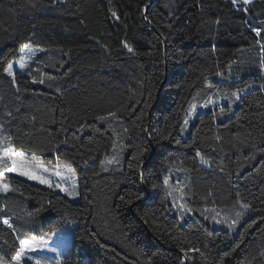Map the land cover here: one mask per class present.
<instances>
[{
    "label": "trees",
    "instance_id": "obj_1",
    "mask_svg": "<svg viewBox=\"0 0 264 264\" xmlns=\"http://www.w3.org/2000/svg\"><path fill=\"white\" fill-rule=\"evenodd\" d=\"M25 44L47 51L13 82L3 69ZM262 45L264 0H0V137L71 164L80 197L6 173L0 217L17 231L0 219V259L35 264L14 259L19 239L76 223L63 264L81 250L104 264H264ZM210 87L251 88L223 113H198L183 137L188 106ZM171 189L188 209L253 213L232 235L194 213L181 220Z\"/></svg>",
    "mask_w": 264,
    "mask_h": 264
},
{
    "label": "snow or ice",
    "instance_id": "obj_2",
    "mask_svg": "<svg viewBox=\"0 0 264 264\" xmlns=\"http://www.w3.org/2000/svg\"><path fill=\"white\" fill-rule=\"evenodd\" d=\"M232 3L235 5L238 3V0H232ZM244 5H251L252 0H243ZM144 11H147V6H145ZM244 11H248V8L245 7ZM112 16L119 20V16L115 11H113ZM147 18V17H146ZM252 31L256 33L257 36L261 35V29L259 28H253ZM124 47L129 51L132 52L133 49L127 44V42H124ZM264 48V45L261 46ZM28 48V45L25 44L21 48V53L25 51V49ZM31 59V56L28 57V59H25L24 55H20L18 60L15 61H9L7 63V66L4 67L3 71L6 73L9 77L13 78V82H15V75H14V63L19 66V69H26L28 67V60ZM262 67H264V64H262ZM219 75V73H217ZM49 79H55L54 77H49ZM35 82V81H34ZM39 83H44L43 80H40ZM219 91V90H218ZM243 91V89H236L231 91L230 97H235L236 99H239V93ZM199 95V93L197 94ZM225 97H229V93L225 91L223 93ZM195 99V97H193ZM212 102V101H210ZM207 106V105H205ZM192 112L195 111L196 105L192 104L191 106ZM224 108H220V112H224ZM109 116H115V113H109ZM98 119L104 120L106 117H97ZM184 124H188V120L185 119ZM198 156H200V152L197 151L196 153ZM115 158H109L105 157V161L108 164L113 163V160ZM102 162V163H104ZM203 163H208L207 160H203ZM85 164H87V161H85ZM6 173H17L20 176L27 177L29 180H36L40 184H45L49 188H55L59 189V191L64 192L67 196L75 198L79 195L78 191L76 190L77 184H76V170L72 167L71 164L68 163H61L57 162V164L54 167H47L44 165V163L40 160H37L34 156L29 157L24 151L17 150L15 145L12 143L11 137H0V192L8 193L9 191H12L13 189L10 187V185L6 182H4L5 174ZM61 178L64 183L61 182H53L52 179L49 178V175ZM68 180H71V187L65 186L66 182ZM168 183V180L165 179V184ZM177 191H180V189H177ZM243 208L247 209L249 205L243 204ZM180 208L184 209L185 211H191V209H188L187 206L183 203L180 204ZM237 216H240V213H237ZM2 222L4 225H6L9 229H11L13 232H16L17 229L13 227V224L9 222V219L2 218ZM237 221H233V224L230 226H235ZM47 242L41 239L39 242L35 240V237H33L31 240L28 239H19V250L16 252L14 259L19 261L22 258V255L25 251H48L56 254V260L55 264H63V261L61 259L62 253L59 250V246L57 247H48V248H42L40 245H44ZM191 250V249H190ZM195 251H199V249H195ZM29 259H34L33 257H29ZM45 261V264H50L49 258H43ZM0 264H6L4 259H0ZM35 264H42L41 259H35Z\"/></svg>",
    "mask_w": 264,
    "mask_h": 264
},
{
    "label": "rangeland",
    "instance_id": "obj_3",
    "mask_svg": "<svg viewBox=\"0 0 264 264\" xmlns=\"http://www.w3.org/2000/svg\"><path fill=\"white\" fill-rule=\"evenodd\" d=\"M44 51H47V49L36 48V47L28 45V48L25 49V51L21 55H24L25 59H28V57L31 56V59L28 60V66H29V64H31L33 62V60L35 59L36 55L38 53H41ZM16 60H18V59H16ZM13 61H15V60H13ZM13 70L14 71H17V70L23 71L24 69H19V66L14 63V69ZM250 88L251 87L242 88L243 91H241L239 93V97L244 95ZM225 91H227L229 93V97H225L223 95V93ZM230 93H231V91H228V90L214 89L213 87H210V88H208V90L206 92L197 95L195 97V99L192 100V102L190 103V105L187 108L188 124L187 125L184 124V126L182 127L181 135L183 137H186L188 135L189 126L198 113L203 112V111H207V110L219 109L223 106H226L228 104L229 100L232 102L233 98H235V97H230ZM210 101H212V102H210ZM192 104L196 105V109L194 112H192L191 107H190ZM205 105H207V106H205ZM219 118H220V116L218 115L217 119H219ZM114 151L116 154L119 151V146H116ZM56 164H52V165L44 164V165L51 168V167H54ZM10 174L20 176L17 173H10ZM46 175H49V178L52 179L53 182L64 183V181H62L61 178H59V177L52 176L50 173L46 174ZM20 177H22L28 181H31L33 183L39 184V185H45V184H40L36 180H29V179H27V177H23V176H20ZM75 179H76V184H77L76 190L79 193V179H78L77 173H76ZM181 182H183L185 185V177H181L178 180V183H181ZM65 186L70 188L71 187V180H68L66 182ZM176 194L177 193H176L175 189H171L168 192V195H169L171 201L174 203L175 212L181 220H183V217L186 214H193L194 213V214H197L198 216H200L204 221L209 223L214 228L223 229L225 231H228L232 235H235V232H236L238 226L240 225V223L242 222V220L245 219L246 217H248V215L250 213H253V211L249 207L247 209H245V208L240 209V208H238V206L236 204H233L230 206H224L221 208L213 206V207H204L202 209H195V210L191 209V211L188 212V211H185L184 209L180 208L181 203L185 204L183 199L179 200L178 205L175 204L177 196L181 195V193H178L177 196H176ZM69 198L72 199L73 201H79V199H80L79 195L75 198H72V197H69ZM237 213H240L239 217L237 216ZM233 221H237V223L235 224V226H230L233 224ZM76 227H77L76 223H70L64 229H62L59 232H56L54 234L47 235V236H44L41 238H35V240L37 242H39L41 239L46 241L47 242L46 244L40 245V247L45 248V249L48 247L59 246V250L62 253L61 259L64 260L67 258L68 249L71 245V237L73 234V230ZM25 252L36 255L37 259H40L38 256H44L45 258H49V262H50L51 258L56 259L55 253L48 252L46 250L45 251H35V252L25 251ZM78 262H79V264H104L101 262L90 261L87 253L84 250L80 251V259ZM50 264H52V263L50 262Z\"/></svg>",
    "mask_w": 264,
    "mask_h": 264
},
{
    "label": "water",
    "instance_id": "obj_4",
    "mask_svg": "<svg viewBox=\"0 0 264 264\" xmlns=\"http://www.w3.org/2000/svg\"><path fill=\"white\" fill-rule=\"evenodd\" d=\"M150 196H151L150 192L148 190H146V197L144 198V200L149 199ZM183 256H184V254H183ZM187 263H188L187 258L184 256V264H187Z\"/></svg>",
    "mask_w": 264,
    "mask_h": 264
}]
</instances>
